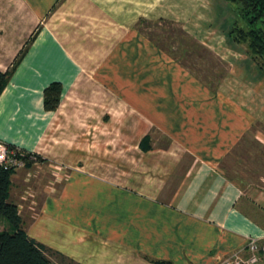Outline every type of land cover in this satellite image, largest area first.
Returning a JSON list of instances; mask_svg holds the SVG:
<instances>
[{
	"label": "crops",
	"instance_id": "0c3cea01",
	"mask_svg": "<svg viewBox=\"0 0 264 264\" xmlns=\"http://www.w3.org/2000/svg\"><path fill=\"white\" fill-rule=\"evenodd\" d=\"M208 3L218 43L235 45L214 0H0V70L35 35L0 95V140L71 168L34 215L12 197L29 236L68 264H217L264 240V109L234 85L213 90L144 28L205 39ZM55 81L61 102L46 110Z\"/></svg>",
	"mask_w": 264,
	"mask_h": 264
},
{
	"label": "rangeland",
	"instance_id": "374dc122",
	"mask_svg": "<svg viewBox=\"0 0 264 264\" xmlns=\"http://www.w3.org/2000/svg\"><path fill=\"white\" fill-rule=\"evenodd\" d=\"M214 2L227 3L225 5L227 7L226 12L223 13L219 10L221 13L219 16L228 15L229 25H244L241 15L237 12V3L227 0H214ZM206 5H208L207 7L214 6L210 3ZM221 9L224 8L222 7ZM202 15L203 24L201 25L204 28L200 31L202 32L200 35L206 37L205 39L197 38V36L191 35L187 29L181 26H172L169 23L161 27L163 29L158 28L157 23H151L150 27L145 24L146 26H144V28L148 29V32L156 38V42L162 43L168 48L167 50L172 54V57L175 59L179 58L187 67L194 71L197 70L196 73H198L199 76L209 80L213 90L218 88L226 90L228 87L234 85L235 87L232 94L239 95V92H242V94L250 97V103L260 104V108L264 109V72L259 67V63L257 64L256 61L251 58L250 65L254 67L257 64L260 71L256 75V72L253 70L250 72L249 76L245 74V69L241 68L243 65L237 62V60L240 61V59L245 57V52L248 50L247 43H238L234 41L235 45L230 44L227 46L221 42L218 43L219 39H221L218 36L221 37L222 32L220 25L216 24L218 10L215 13V7H213L210 8V12L208 10V12H203ZM141 23L143 24V21L140 20L138 22L140 28ZM162 30L169 33L168 37H165V39L161 36ZM230 37L233 39L231 35ZM29 41L24 48L28 45L30 46L32 41ZM242 81L243 84L241 83ZM0 141L11 147L25 150L3 140ZM70 170L71 168L65 165L54 164L51 159L46 160L44 163L34 162L33 165H26L24 168L16 170L18 175L13 177L14 183L12 185V191L15 193V197L19 198L20 203L23 204L24 207H29V205L33 207L32 214L34 215L35 209H40L44 195H46L43 188H45L46 185L49 186L50 182L53 183V185L58 184L60 187L66 181ZM237 174L241 178L244 177L243 173L241 174L238 172ZM14 188L17 190H14ZM24 217L28 220L27 216ZM30 217V219L33 218L32 216ZM4 221H6L4 218H0V232L5 230V228H9L8 222L6 221V225ZM4 225L6 226L4 227Z\"/></svg>",
	"mask_w": 264,
	"mask_h": 264
},
{
	"label": "trees",
	"instance_id": "16d2710c",
	"mask_svg": "<svg viewBox=\"0 0 264 264\" xmlns=\"http://www.w3.org/2000/svg\"><path fill=\"white\" fill-rule=\"evenodd\" d=\"M227 1L237 3V12L241 15L244 23L243 26H232L229 34L234 41L247 43V52L250 58L254 59L257 64L259 63V67L264 72V0ZM34 37L35 35L29 42ZM28 46L21 50L9 69L0 70V95L25 56ZM61 96L62 84L57 81L50 83L44 90L46 110H56L60 105ZM149 140L150 137L146 136L141 142L145 149H147L146 145ZM34 153L37 159L35 162L46 161L41 155ZM26 159L28 166L34 164L30 158ZM15 172V169L0 167V218H4L9 224V228L0 232V264H68L62 253L29 236L19 205L12 197ZM155 264L174 263L169 260H157Z\"/></svg>",
	"mask_w": 264,
	"mask_h": 264
},
{
	"label": "built area",
	"instance_id": "2783aa9c",
	"mask_svg": "<svg viewBox=\"0 0 264 264\" xmlns=\"http://www.w3.org/2000/svg\"><path fill=\"white\" fill-rule=\"evenodd\" d=\"M26 158L34 162L37 160L34 152L11 147L0 141V167L22 169L27 165ZM217 264H264V240L252 237L245 247L226 255Z\"/></svg>",
	"mask_w": 264,
	"mask_h": 264
}]
</instances>
